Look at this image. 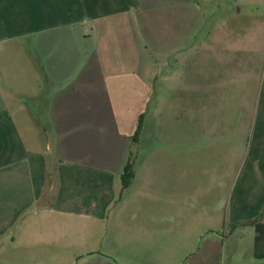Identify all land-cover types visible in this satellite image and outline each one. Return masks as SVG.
<instances>
[{
	"label": "crops",
	"instance_id": "obj_1",
	"mask_svg": "<svg viewBox=\"0 0 264 264\" xmlns=\"http://www.w3.org/2000/svg\"><path fill=\"white\" fill-rule=\"evenodd\" d=\"M232 1L0 0V264H264V0Z\"/></svg>",
	"mask_w": 264,
	"mask_h": 264
},
{
	"label": "rangeland",
	"instance_id": "obj_2",
	"mask_svg": "<svg viewBox=\"0 0 264 264\" xmlns=\"http://www.w3.org/2000/svg\"><path fill=\"white\" fill-rule=\"evenodd\" d=\"M230 3H233L232 0H216L215 3H213V9H217V14L207 15L206 22L214 24V22H220L224 19V14L221 12L226 7L230 6ZM237 5V4H236ZM235 5V6H236ZM161 3H157L156 5L152 6L150 14L148 15L149 22L146 23V27L143 26L142 20L145 15L138 14L137 20H138V34H139V40H140V49H141V55H145L148 57L153 64V73H162V59H163V51L161 46V36L157 33V31L152 30L151 28V22H157L160 23L161 21ZM248 14V18H246L249 22H257L259 19L264 20V13H256V14H250L245 13V15ZM263 17V18H262ZM160 33V30L158 31ZM142 41V42H141ZM148 48V50H147ZM107 241V240H106Z\"/></svg>",
	"mask_w": 264,
	"mask_h": 264
},
{
	"label": "trees",
	"instance_id": "obj_3",
	"mask_svg": "<svg viewBox=\"0 0 264 264\" xmlns=\"http://www.w3.org/2000/svg\"><path fill=\"white\" fill-rule=\"evenodd\" d=\"M139 131H140V122H139V126H138V130H137V134L139 133ZM126 175L123 177V179H122V185H123V187H127L128 186V184H129V181H130V179H131V170H130V168H127L126 169Z\"/></svg>",
	"mask_w": 264,
	"mask_h": 264
}]
</instances>
